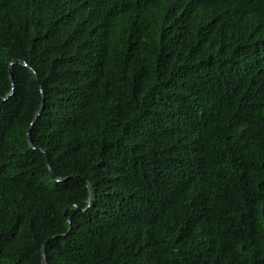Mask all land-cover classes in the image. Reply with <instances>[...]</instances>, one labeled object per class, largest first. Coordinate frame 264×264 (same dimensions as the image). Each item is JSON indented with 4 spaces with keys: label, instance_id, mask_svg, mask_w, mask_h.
Here are the masks:
<instances>
[{
    "label": "trees",
    "instance_id": "trees-1",
    "mask_svg": "<svg viewBox=\"0 0 264 264\" xmlns=\"http://www.w3.org/2000/svg\"><path fill=\"white\" fill-rule=\"evenodd\" d=\"M0 264H264V0H0Z\"/></svg>",
    "mask_w": 264,
    "mask_h": 264
},
{
    "label": "water",
    "instance_id": "water-1",
    "mask_svg": "<svg viewBox=\"0 0 264 264\" xmlns=\"http://www.w3.org/2000/svg\"><path fill=\"white\" fill-rule=\"evenodd\" d=\"M16 64H21V65L27 66L26 63H21V62H19V61H16V62L12 63L11 66H10L11 77L13 76V75H12V74H13V67H14V65H16ZM41 90H42V93H43V88H42V87H41ZM11 94H12V93H11ZM11 94H10V95H11ZM42 109H43V102H42V105H41V107H40L38 113L36 114V116H35V118H34V120H33L32 125H34L35 122L38 120L39 116L41 115ZM28 141H29V143H30V146L33 147L32 142H31V134H30V131H29V133H28ZM47 163H48V167L51 169V164H50L49 159H47ZM55 179H56L57 181H60V180L57 179V178H55ZM88 187H89V185H88ZM91 199H92V195H91V193H90V196H89V203L91 202ZM75 207H76V209H79L77 206H75ZM82 212H85V211H82ZM65 215H66V217H68L67 212H65ZM68 223L71 225V221H70L69 219H68ZM56 237H61V236L59 235V236H56ZM56 237H53V238H56ZM53 238H52V239H53ZM49 241H50V240H48V241L46 242V244L44 245V247H43V255L45 254V247L47 246V244L49 243ZM44 261H45V258H44Z\"/></svg>",
    "mask_w": 264,
    "mask_h": 264
}]
</instances>
